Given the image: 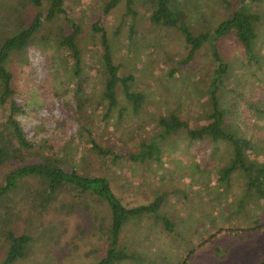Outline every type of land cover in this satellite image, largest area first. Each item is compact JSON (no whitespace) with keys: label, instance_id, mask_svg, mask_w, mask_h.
Masks as SVG:
<instances>
[{"label":"rangeland","instance_id":"rangeland-1","mask_svg":"<svg viewBox=\"0 0 264 264\" xmlns=\"http://www.w3.org/2000/svg\"><path fill=\"white\" fill-rule=\"evenodd\" d=\"M108 1L64 2L68 16L82 26L83 80L85 92L91 97L87 116L96 141L118 154L138 152L142 143H151L162 130L158 118L170 110H177L190 126L204 123L208 88L215 67L210 46L206 45L189 63H177L185 58L188 47L179 30H164L149 22V0L135 1L136 15L126 13L125 1L104 15ZM197 1L207 13L206 24L197 22V11L190 6L189 0L184 4L187 21L196 31L207 26L212 28L231 12L223 0ZM230 1L233 4L240 2ZM20 2L0 0V17L8 16L14 10L18 14L21 9L28 24L38 8L27 0V5L22 8ZM246 2L264 15V3ZM100 19L113 39L112 55L115 63L121 65L120 74L133 73L136 80L132 87L146 93V103L138 114L132 112L119 86L118 106L104 120L108 101L102 97L101 73L96 72L102 53L99 36L93 35L92 29L93 23ZM131 24H134L132 39L129 37ZM68 28L64 17L45 21L35 43L28 47L29 87L24 83L21 86L23 93L16 95L20 103H27V112L18 115L17 119L27 139L36 145L52 139L64 148L53 159L69 166L75 163L86 173L109 177L113 189L126 205L148 203L163 194L160 213L169 218L174 231L166 230L161 221L130 222L121 234V244L129 246L136 256L116 264H257L263 260V198L254 191L246 192L242 174L221 179L229 143L213 145L204 141L198 145L186 133L180 132L169 140L160 141L163 148L161 161L152 157L139 163L130 158L113 162L85 143L86 138L79 134L81 114L75 111L73 59L59 52L60 37ZM42 36L47 37L44 46ZM259 36L260 64L248 61L235 37L218 41L219 50L231 65L222 94L227 98L225 101L238 97L242 106L241 120H236V116V122L227 127L232 132L253 138L251 155L256 162L264 161V119L251 116L249 104L244 100L264 98V16ZM19 60V54L13 55L7 65L18 71L22 65ZM174 67L176 71L171 75ZM121 107L126 108L123 114L119 112ZM261 108L264 109V103ZM230 120L233 118L228 117ZM19 164L14 162L0 167V184ZM128 182L130 185H126ZM22 183L20 197L29 195L33 204H39L37 192L41 188L38 181L29 179L28 183ZM32 190L36 193L30 194ZM65 196L64 203L60 196L50 201L45 210L40 205L34 208L25 202L18 205L19 216L13 225L15 232L30 233L33 241L27 255L13 264H94L105 256L111 221L109 206L95 196H77L74 203L71 194ZM258 219H261V227L249 229ZM6 246L8 242L0 236V264L6 255Z\"/></svg>","mask_w":264,"mask_h":264},{"label":"trees","instance_id":"trees-1","mask_svg":"<svg viewBox=\"0 0 264 264\" xmlns=\"http://www.w3.org/2000/svg\"><path fill=\"white\" fill-rule=\"evenodd\" d=\"M123 1L126 3V13L136 15V0H109L104 7V15L119 6ZM186 0H149L151 12L149 22L161 27L164 30L177 29L184 38L188 47L184 59L177 63H189L196 55L200 54L206 45L210 46L212 60L215 65L208 88L209 101L206 104V121L195 126H190L186 118H182L177 110L163 114L158 118L161 131L154 136L149 144L142 143V148L138 152L118 154L112 148L102 146L95 139L94 132L90 127V119L87 116L88 101L91 98L85 92L84 61L82 26L76 19L68 16L65 0H27L38 8L33 18L28 24L22 14V10L16 14L17 10L10 12L8 16L0 17V167L19 162L15 168L11 169L4 177V182L0 184V236L8 242L6 255L1 264H13L17 260L27 255L33 237L30 233L18 234L13 227L18 219V205L25 202L28 206L36 208L38 205L44 210L50 201H55L61 196V202L66 200L65 195H72V202L77 196H95L99 200L107 203L110 209L109 244L105 256L94 264H116L132 259L135 252L121 244V234L124 228L131 222H139L151 219L155 222H163L166 230L173 232L174 227L169 218L160 213L163 203V194L154 198L151 202L136 206L126 205L122 198L115 192L112 181L105 174L86 173L75 163L66 165L58 159L64 150L52 139H45L42 144L36 145L27 139L18 115L27 112V103H20L16 95L21 92L24 83L29 87L27 77L30 76L29 60L27 57L28 47L35 43L39 32L42 30L45 21H54L56 18L64 17L69 25L68 30L63 33L59 40L60 53L64 57L73 59L71 66L74 73V88L76 99V110L80 112V136L85 137V143L94 149L100 156L109 157L111 161L118 162L130 158L135 162H146L154 157L161 161L163 148L160 141H166L180 132L186 133L189 139L198 145L209 141L213 145L218 142H227L230 149L227 151L226 164L222 165V178L235 174H242L245 178L246 192L254 191L264 200V161L256 162L252 159L251 152L254 150L253 138L244 134H237L227 127L241 120V101L238 97L227 99L224 97V82L229 78L228 72L230 62L223 57L218 48V41L222 38L233 36L237 39L239 47L250 63L260 64L259 29L263 14L252 8L253 6L240 0L239 4H233L230 0H223L227 8L231 11L229 16L221 20L218 24L209 29L202 28L200 31L193 29L187 21ZM190 6L197 11V22L206 24V12L197 4V0H189ZM237 0H233L235 3ZM253 3L263 4L264 0H251ZM27 5L26 0H21L22 8ZM8 19L6 22L4 19ZM100 19L92 25L93 35L99 36L100 49L102 53L101 63L98 73L102 76V97L108 101L104 111L106 121L111 112L118 106V87L121 86L125 98L130 103L132 112L138 114L146 103V93L143 90H136L132 86L136 80L133 73L120 74L121 65L115 63L113 53L112 37L109 36L108 29ZM198 24V25H199ZM134 24H131L129 37L134 34ZM46 36H42L41 42L45 45ZM258 50V51H257ZM20 55V64L16 63L20 69L14 70L8 66L13 55ZM90 59V58H89ZM28 69V72H27ZM176 71V67L171 69L170 74ZM33 72V71H32ZM91 72H94L91 70ZM28 73V75H27ZM89 75H86V79ZM23 83V84H22ZM221 89H223L221 91ZM221 91V92H220ZM59 95V94H58ZM237 100V101H236ZM251 112V116L264 119V109L262 103L264 98L257 100H244ZM126 111L125 107L119 108L120 114ZM236 113L238 115H236ZM237 119L235 120V117ZM229 118L233 120L228 121ZM78 118V117H77ZM257 124V122H256ZM233 126V125H232ZM232 128V127H231ZM208 142V143H209ZM167 151V150H165ZM199 163V162H198ZM118 173V172H116ZM29 179L38 181L41 190L37 192L39 204L32 202L30 196L21 198L22 182L28 183ZM130 185L128 182L126 185ZM121 186H123L121 184ZM33 190L30 194H35ZM252 193V192H251ZM35 200L38 201L37 198ZM245 205V203H243ZM73 207V205H67ZM26 209L28 207L26 206ZM254 227H261V219L255 222ZM139 256V255H137ZM149 260V258H148ZM257 264H264V259Z\"/></svg>","mask_w":264,"mask_h":264},{"label":"crops","instance_id":"crops-1","mask_svg":"<svg viewBox=\"0 0 264 264\" xmlns=\"http://www.w3.org/2000/svg\"><path fill=\"white\" fill-rule=\"evenodd\" d=\"M262 261V260H261Z\"/></svg>","mask_w":264,"mask_h":264}]
</instances>
